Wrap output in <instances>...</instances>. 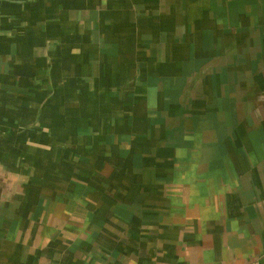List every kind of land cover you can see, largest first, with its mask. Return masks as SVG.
I'll list each match as a JSON object with an SVG mask.
<instances>
[{
  "label": "crops",
  "instance_id": "obj_1",
  "mask_svg": "<svg viewBox=\"0 0 264 264\" xmlns=\"http://www.w3.org/2000/svg\"><path fill=\"white\" fill-rule=\"evenodd\" d=\"M0 264H264V0H0Z\"/></svg>",
  "mask_w": 264,
  "mask_h": 264
}]
</instances>
